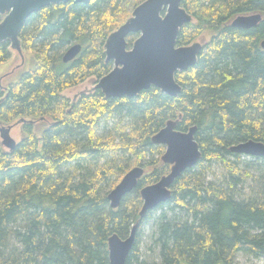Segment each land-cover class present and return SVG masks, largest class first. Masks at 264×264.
<instances>
[{
  "label": "trees",
  "instance_id": "1",
  "mask_svg": "<svg viewBox=\"0 0 264 264\" xmlns=\"http://www.w3.org/2000/svg\"><path fill=\"white\" fill-rule=\"evenodd\" d=\"M142 1L51 4L20 29L26 70L0 85V124L25 120L12 151L0 144V264H110L108 237L128 236L140 189L169 172L164 146L151 142L168 120H178L179 131L197 128L201 158L175 179L170 200L140 220L126 264H149L139 260L141 231L158 211L159 261L151 264H237L238 253L264 259V157L246 162L229 150L264 143V0H181L192 20L177 44L209 37L195 65L175 73V97L153 86L133 97L106 98L96 88L74 101L63 95L112 69L105 41ZM255 13V27L230 25ZM136 37H127L128 47ZM73 44L81 51L65 63ZM11 53L2 42L0 63ZM212 164L222 172L210 179ZM135 166L144 175L112 209L107 194Z\"/></svg>",
  "mask_w": 264,
  "mask_h": 264
},
{
  "label": "water",
  "instance_id": "2",
  "mask_svg": "<svg viewBox=\"0 0 264 264\" xmlns=\"http://www.w3.org/2000/svg\"><path fill=\"white\" fill-rule=\"evenodd\" d=\"M68 0H0V44L9 41L10 48L22 56L19 32L27 18L51 4ZM88 3L90 0H73ZM192 16L181 6V0H144L133 10L131 16L106 39L104 52L106 60H113V68L98 80L94 88L100 89L106 98L133 97L151 86L162 93L175 97L181 86L175 80V73L195 65L202 44L195 41L189 45H178L180 28L189 23ZM261 20L258 13L238 15L230 23L234 28L250 29ZM131 34L138 37L128 49L126 38ZM264 51V39L260 43ZM81 51L80 44L71 45L63 54L62 61L75 59ZM180 118V116H179ZM178 118V119H179ZM24 119L17 121L24 122ZM178 120H168L151 137V142L164 146L160 159L169 165V172L153 183L143 186L138 220L131 226L127 237L116 233L108 237V258L110 264H126L127 257L135 243L140 220L145 214L166 203L171 198V187L184 171L195 166L201 158V150L195 140L196 127L187 131L176 129ZM12 126L0 124V144L12 151L17 142L11 137ZM233 153L251 157H264V143L254 140L238 142L229 147ZM141 166L128 170L119 183L107 194L109 206L119 207L123 197L137 186L144 175Z\"/></svg>",
  "mask_w": 264,
  "mask_h": 264
},
{
  "label": "rangeland",
  "instance_id": "3",
  "mask_svg": "<svg viewBox=\"0 0 264 264\" xmlns=\"http://www.w3.org/2000/svg\"><path fill=\"white\" fill-rule=\"evenodd\" d=\"M132 14V13H131ZM209 34L205 32L202 36L198 37L195 41L201 43L202 45L208 39ZM12 53L8 60L3 63H0V84L5 87L9 82L15 80L18 76L22 74L27 67V54L22 51V56L15 50L11 49ZM24 63V64H23ZM97 79L89 78L83 83L66 89L63 92V95L68 97L71 101L76 100L78 95L82 92L91 91L97 83ZM109 123H113V120H110ZM5 126H12L10 130L11 137L16 141H20L23 137L20 123L13 121L8 124H3ZM104 124H101L99 132H102V127ZM101 130V131H100ZM1 140V139H0ZM242 159L246 162L253 161L251 156L243 155ZM212 170L214 172V177L210 175V179L217 178L222 172V169L218 164H212ZM253 171V170H252ZM167 210L168 208H163ZM161 211L154 213L150 219L142 227L141 234V244L139 246V260L146 261L151 264L153 262L157 263L159 261V249L155 244V233L157 230V217ZM237 264H264V259L255 258L243 253H238L236 256Z\"/></svg>",
  "mask_w": 264,
  "mask_h": 264
},
{
  "label": "flooded vegetation",
  "instance_id": "4",
  "mask_svg": "<svg viewBox=\"0 0 264 264\" xmlns=\"http://www.w3.org/2000/svg\"><path fill=\"white\" fill-rule=\"evenodd\" d=\"M68 1H70V0H68ZM68 1H67V2H68ZM65 3H66V2H65ZM137 37H138V34H137ZM137 37H136V38H137ZM136 38H135V39H136ZM135 39H134V40H135ZM126 42H127V38H126ZM133 42H134V41H133ZM133 42H132V43H133ZM131 46H132V45H131ZM127 48H128V49L130 48V47H128V44H127ZM106 61H107V60H106ZM109 61H112V63H113V60H109ZM112 68H113V66H112ZM0 85H1V84H0ZM169 168H170V167H169Z\"/></svg>",
  "mask_w": 264,
  "mask_h": 264
}]
</instances>
